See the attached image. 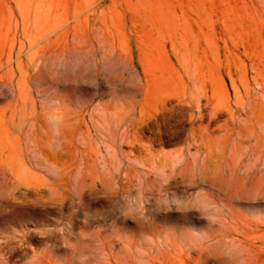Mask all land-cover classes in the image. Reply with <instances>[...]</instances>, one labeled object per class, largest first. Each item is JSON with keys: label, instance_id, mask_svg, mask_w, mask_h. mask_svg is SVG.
Wrapping results in <instances>:
<instances>
[{"label": "rangeland", "instance_id": "obj_1", "mask_svg": "<svg viewBox=\"0 0 264 264\" xmlns=\"http://www.w3.org/2000/svg\"><path fill=\"white\" fill-rule=\"evenodd\" d=\"M0 41V226L18 197L23 249L264 264V0H0Z\"/></svg>", "mask_w": 264, "mask_h": 264}, {"label": "bare ground", "instance_id": "obj_2", "mask_svg": "<svg viewBox=\"0 0 264 264\" xmlns=\"http://www.w3.org/2000/svg\"><path fill=\"white\" fill-rule=\"evenodd\" d=\"M17 198H14V203L11 205L10 209L3 214L4 225L5 227H8V230L6 232L5 230H2L0 226V264H19L29 255L31 256V260L28 259L29 262L26 261L28 262L27 264H42V259L40 258L41 255L39 256L35 250L23 249L25 244L32 242V240L27 237V232L13 231L9 227V225L16 223L21 224V214L26 210ZM31 225L35 226L34 224ZM32 228L30 234L34 232V227Z\"/></svg>", "mask_w": 264, "mask_h": 264}]
</instances>
